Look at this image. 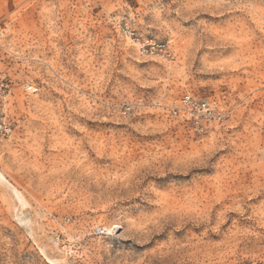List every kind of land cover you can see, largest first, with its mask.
I'll list each match as a JSON object with an SVG mask.
<instances>
[{
	"label": "rangeland",
	"instance_id": "374dc122",
	"mask_svg": "<svg viewBox=\"0 0 264 264\" xmlns=\"http://www.w3.org/2000/svg\"><path fill=\"white\" fill-rule=\"evenodd\" d=\"M0 81V264H264V0H0Z\"/></svg>",
	"mask_w": 264,
	"mask_h": 264
},
{
	"label": "built area",
	"instance_id": "2783aa9c",
	"mask_svg": "<svg viewBox=\"0 0 264 264\" xmlns=\"http://www.w3.org/2000/svg\"><path fill=\"white\" fill-rule=\"evenodd\" d=\"M6 86L0 81V138H5L11 133V127L4 111L7 97ZM181 103V109L196 124L200 121V124L207 125L223 117V113L217 111L211 103L197 100L190 95H185ZM173 114H176L175 110Z\"/></svg>",
	"mask_w": 264,
	"mask_h": 264
},
{
	"label": "bare ground",
	"instance_id": "6f19581e",
	"mask_svg": "<svg viewBox=\"0 0 264 264\" xmlns=\"http://www.w3.org/2000/svg\"><path fill=\"white\" fill-rule=\"evenodd\" d=\"M0 180H1V183L5 184L7 187L9 186V182H8L7 179L4 177V175H2L1 173H0ZM14 195H15V194H14ZM16 196L19 198V200H21V203L25 204V202H24L22 196H21L18 192H16ZM26 206H27V204H26ZM18 217L22 218L21 214H20ZM109 225H111V224H109ZM109 225H108V226H109ZM116 227H118V226L115 224L114 226H111V227H110V226H109V227H104V229H105L106 231H108V232H111V231H113V229L116 228ZM116 229H117V228H116ZM118 232H119V231H118ZM53 245H54L57 249H60V243H58V241H55ZM57 249H55V250L57 251ZM61 249H62V248H61ZM50 253H51V252H50ZM47 256L49 257V259H50L51 261L55 262L56 264H61V262H58L56 259L52 258V256H54V255L50 256V255L48 254Z\"/></svg>",
	"mask_w": 264,
	"mask_h": 264
},
{
	"label": "snow or ice",
	"instance_id": "6c2138e0",
	"mask_svg": "<svg viewBox=\"0 0 264 264\" xmlns=\"http://www.w3.org/2000/svg\"><path fill=\"white\" fill-rule=\"evenodd\" d=\"M120 221L119 220H117V223H119Z\"/></svg>",
	"mask_w": 264,
	"mask_h": 264
}]
</instances>
